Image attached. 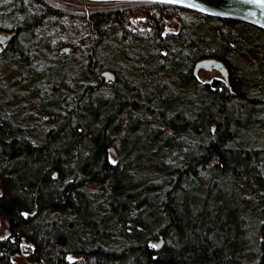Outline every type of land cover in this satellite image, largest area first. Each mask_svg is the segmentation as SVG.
<instances>
[{"label": "trees", "instance_id": "16d2710c", "mask_svg": "<svg viewBox=\"0 0 264 264\" xmlns=\"http://www.w3.org/2000/svg\"><path fill=\"white\" fill-rule=\"evenodd\" d=\"M65 1L0 0L6 56L40 60L44 26L69 13L91 40L77 84L42 73L31 116L0 101V264H264V29L164 1ZM208 57L227 79L198 78Z\"/></svg>", "mask_w": 264, "mask_h": 264}, {"label": "rangeland", "instance_id": "374dc122", "mask_svg": "<svg viewBox=\"0 0 264 264\" xmlns=\"http://www.w3.org/2000/svg\"><path fill=\"white\" fill-rule=\"evenodd\" d=\"M52 2L55 4L66 3L65 0H52ZM9 16H11L10 13ZM63 16L60 19L52 20L50 24L44 26L49 29L47 38H45L48 39V45L39 46L38 53L42 55L40 60L37 58L33 59L34 54L32 53L26 56L27 61L18 59L15 56L4 57V55H0V101H7L5 98L9 100L12 96L9 93L12 94L13 89L18 91L16 95L21 96V99L17 101L12 99L11 102L13 103L6 106L9 110L8 113H11L17 121H22L26 115L34 113L36 109L34 101L42 99V96H44L43 92L49 90V86H47L49 84L47 76L49 75L42 73L54 71L53 73L59 80L62 79V75L56 74L68 73V75L73 77L72 83L76 84L84 76L83 63L89 51L91 40L85 33L86 30H84L81 23L70 22V13ZM7 18L10 20L8 15ZM169 25L176 28L178 24L172 21ZM141 28L145 29L146 26L141 25ZM0 35L9 36V31L0 30ZM0 44L4 43L0 42ZM64 47H69V50H63ZM29 55L32 57H29ZM57 57L59 58L58 62H62V64L51 63V60L57 62ZM32 64L34 65L29 68ZM30 70L38 71L40 74H36L38 76L35 78L31 76ZM197 75L202 81H211L215 77L223 78L221 71L217 68L212 70L200 69ZM37 124L41 127L47 126L43 117L38 118ZM16 260L19 264H30L23 257H17Z\"/></svg>", "mask_w": 264, "mask_h": 264}, {"label": "water", "instance_id": "95a60500", "mask_svg": "<svg viewBox=\"0 0 264 264\" xmlns=\"http://www.w3.org/2000/svg\"><path fill=\"white\" fill-rule=\"evenodd\" d=\"M91 2H114L129 0H85ZM176 3L206 14L238 19L257 25L264 29V0H153ZM168 29V28H167ZM65 51L69 47H64ZM217 68L227 79L228 71L223 63L216 58H202L195 62L194 72L198 73L200 69L212 70ZM154 246L159 250L164 244V238L161 235L158 240H154Z\"/></svg>", "mask_w": 264, "mask_h": 264}, {"label": "bare ground", "instance_id": "6f19581e", "mask_svg": "<svg viewBox=\"0 0 264 264\" xmlns=\"http://www.w3.org/2000/svg\"><path fill=\"white\" fill-rule=\"evenodd\" d=\"M129 1H134V0H129ZM4 31H5V30H4ZM2 37H3V36H1L0 38H2ZM0 42L2 43L3 41L0 39ZM0 45H2V44H0ZM7 48H8V47H7ZM7 48H5V47L3 48V47H2V49L0 50V55H4V57H6L5 52L7 51ZM63 49H64V48H63ZM14 56L17 58L18 55L15 54ZM31 66H32V65H30L29 68H30ZM17 93H18V91H16L15 89H13V90H12V94H11V93H9V94L12 95L11 97H16V96H17V95H16Z\"/></svg>", "mask_w": 264, "mask_h": 264}, {"label": "flooded vegetation", "instance_id": "af4514ba", "mask_svg": "<svg viewBox=\"0 0 264 264\" xmlns=\"http://www.w3.org/2000/svg\"><path fill=\"white\" fill-rule=\"evenodd\" d=\"M13 34H14V32H9V36H5V35H0V37L1 36H3L2 38H0L2 41H3V43L5 44H2V45H0V50L2 49V47L4 48H7L8 46H9V42H10V40H11V38H12V36H13Z\"/></svg>", "mask_w": 264, "mask_h": 264}]
</instances>
